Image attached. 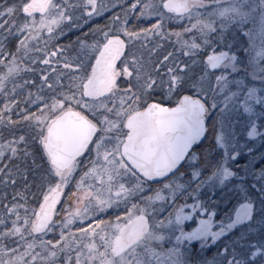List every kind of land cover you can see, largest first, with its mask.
I'll list each match as a JSON object with an SVG mask.
<instances>
[{"label":"snow or ice","instance_id":"snow-or-ice-1","mask_svg":"<svg viewBox=\"0 0 264 264\" xmlns=\"http://www.w3.org/2000/svg\"><path fill=\"white\" fill-rule=\"evenodd\" d=\"M201 6L0 0V264H136L131 182L175 166L203 108L165 100L188 55L171 21Z\"/></svg>","mask_w":264,"mask_h":264},{"label":"flooded vegetation","instance_id":"flooded-vegetation-1","mask_svg":"<svg viewBox=\"0 0 264 264\" xmlns=\"http://www.w3.org/2000/svg\"><path fill=\"white\" fill-rule=\"evenodd\" d=\"M196 2L189 18L171 21L188 55L179 94L166 101L199 100L205 133L193 144L189 137L183 157L155 180L131 182L128 203L148 224L133 259L182 264L176 256L187 253V264H264V45L255 37L213 48L211 0ZM190 21L195 31H186Z\"/></svg>","mask_w":264,"mask_h":264},{"label":"trees","instance_id":"trees-1","mask_svg":"<svg viewBox=\"0 0 264 264\" xmlns=\"http://www.w3.org/2000/svg\"><path fill=\"white\" fill-rule=\"evenodd\" d=\"M226 0H211V7L214 9L212 12V24H211V30L215 32L220 33H228L231 34L229 36L222 37V39H225L227 37H234L235 41L239 44L242 41H246L247 39L252 40L255 37L260 41V45H264V26L262 28V32L259 29V26L256 25L257 20L261 19L264 15V0H246L247 2L244 3L246 5H250L247 7L249 11H233V10H227L225 12L219 13L217 9V5L221 4ZM229 1V0H228ZM241 0H233V3L237 6V9L242 10V6L244 4L240 3ZM240 3V4H239ZM231 13H228V12ZM232 11L235 12L232 14ZM232 17H236L237 19H234ZM227 18L236 20L237 23L235 26L231 27L226 25L224 23V20H227ZM254 19V20H253ZM96 23H104V19L101 17L95 18ZM229 22V21H228ZM86 30V29H85ZM241 30V31H240ZM255 33H254V32ZM234 34L232 35V33ZM246 33H249V38H247L245 35ZM74 38V35H79V33L69 34ZM183 36V32H181V37ZM65 37H61L60 42H65ZM220 38H218L219 40Z\"/></svg>","mask_w":264,"mask_h":264},{"label":"rangeland","instance_id":"rangeland-1","mask_svg":"<svg viewBox=\"0 0 264 264\" xmlns=\"http://www.w3.org/2000/svg\"><path fill=\"white\" fill-rule=\"evenodd\" d=\"M246 2H247L246 0H241L240 1V3H242V4H244ZM230 3H233V0H229V1L226 0V1L222 2L221 4L217 5L218 6L217 7L218 12L219 13H222V12H225V11L230 10V9L233 10V11H236V12H238V11H249L247 9V7H249L250 5L244 4L242 6V10H239V9H237V6L235 4H230ZM233 11H232V14L235 13ZM228 13H231V12L229 11ZM232 18L237 19L236 17H232ZM223 22L226 23V25L231 26V27L235 26L236 23H237L236 20H233V19H230V18H227V20H224ZM256 25L259 26V29L262 32V28L264 26V15L262 16L261 19H258L257 20ZM233 34H234V32L232 33V35ZM229 35H231V34H228V33H220L218 31L217 32L213 31V33H212L213 48H216V49H225V48H227L229 46H234L235 49H237L238 43L234 40L235 39L234 37H227L225 39H222V37L229 36ZM218 38H220V39L218 40ZM171 94H172V92H169L166 95L165 100H170L171 99ZM73 186H74V184H73ZM178 188H177V186L176 187H172L171 190H170V192H166L167 193V196L168 195H171V192L174 189H175V192H177V189ZM164 190H169V189H167V187H165ZM60 209H61V207H60ZM61 215H62V213H61ZM179 260H181V263L182 264H187L188 263V255H187V253H184V254H181V255H177L176 256V262L179 263L178 262Z\"/></svg>","mask_w":264,"mask_h":264},{"label":"water","instance_id":"water-1","mask_svg":"<svg viewBox=\"0 0 264 264\" xmlns=\"http://www.w3.org/2000/svg\"><path fill=\"white\" fill-rule=\"evenodd\" d=\"M221 59L219 58L218 61H220ZM185 96H183L179 102V104L177 106L180 105L182 99L184 98ZM189 99H193V100H196L195 98H192L190 96H187ZM189 119L191 121H193V124H194V127H192L191 129L192 130H195V134L193 135L190 134V141H191V144H193L195 141H199L203 138L204 136V133H205V129H204V118H203V108L202 110L198 107L197 108V112H196V115H195V118L193 119L192 117H189ZM166 175H163V177H159V178H164ZM58 205V204H57Z\"/></svg>","mask_w":264,"mask_h":264}]
</instances>
